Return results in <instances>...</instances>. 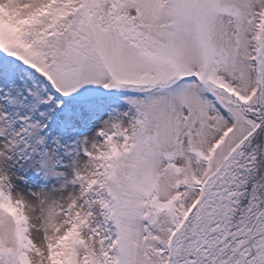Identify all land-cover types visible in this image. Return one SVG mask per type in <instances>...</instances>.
<instances>
[{"label":"snow or ice","instance_id":"1","mask_svg":"<svg viewBox=\"0 0 264 264\" xmlns=\"http://www.w3.org/2000/svg\"><path fill=\"white\" fill-rule=\"evenodd\" d=\"M0 264H264V0H0Z\"/></svg>","mask_w":264,"mask_h":264}]
</instances>
